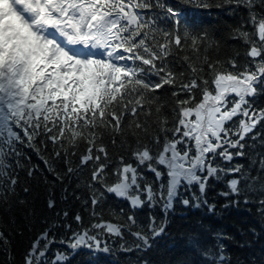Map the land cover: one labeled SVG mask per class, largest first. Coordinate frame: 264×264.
Wrapping results in <instances>:
<instances>
[{
    "label": "snow or ice",
    "instance_id": "obj_1",
    "mask_svg": "<svg viewBox=\"0 0 264 264\" xmlns=\"http://www.w3.org/2000/svg\"><path fill=\"white\" fill-rule=\"evenodd\" d=\"M241 203L258 220L220 227ZM0 241L4 264H264V0H0Z\"/></svg>",
    "mask_w": 264,
    "mask_h": 264
},
{
    "label": "trees",
    "instance_id": "obj_2",
    "mask_svg": "<svg viewBox=\"0 0 264 264\" xmlns=\"http://www.w3.org/2000/svg\"><path fill=\"white\" fill-rule=\"evenodd\" d=\"M211 15L212 17L210 19H204L203 22L208 25L212 24H220L221 26H224L226 24H231L234 21V17L230 16L229 14L221 11V10H214ZM238 49L243 51V47L239 44L235 45ZM37 163H41L39 160H37ZM43 166V165H42ZM75 183V182H73ZM59 188L56 189L57 193V199L59 202ZM77 191H80V189H77ZM44 197H41L39 201V207L43 210L44 214L38 216L37 218H31L30 216H26L23 212H17L14 217H10L13 222L11 224V228H17L21 229L23 231V235L21 236L19 231L16 232L15 235L12 236L13 240V246L12 251L14 252V258H18L22 255L24 249L28 246L29 242L34 239L41 229H43L45 225L46 219H51L53 214L50 210L44 209ZM76 202L73 201V205H75ZM60 207H64L63 203H60ZM59 209H57L58 211ZM78 210V209H73ZM245 212V211H244ZM247 215H249L246 212ZM245 213H241L239 215L232 214L231 211L228 214H225L223 221L219 222L220 227H223L226 231H230L233 233H238L242 229H246L247 227L254 224V222L257 221L254 217H249ZM4 227H8V225H3ZM11 228L9 230L11 231ZM183 250L182 249H176L175 254L179 255L181 254ZM85 258L77 256L73 259L74 264L76 262H82ZM6 260V252L4 249L3 242L0 241V264H4Z\"/></svg>",
    "mask_w": 264,
    "mask_h": 264
}]
</instances>
